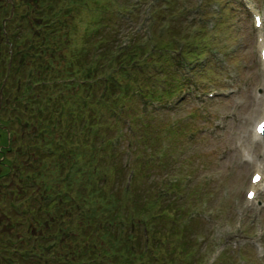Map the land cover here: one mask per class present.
Wrapping results in <instances>:
<instances>
[{
    "label": "rangeland",
    "instance_id": "374dc122",
    "mask_svg": "<svg viewBox=\"0 0 264 264\" xmlns=\"http://www.w3.org/2000/svg\"><path fill=\"white\" fill-rule=\"evenodd\" d=\"M11 2L0 0V117L3 120L8 115L3 105L10 107L26 93L24 76L32 69L25 57L24 68L11 83L7 85L8 81L4 80L7 76L3 56L8 54V49L11 54L15 50L5 22L13 17L11 29L15 27L14 33L18 32L19 36L28 32L27 27L35 25L26 18L19 20L20 12L32 10L29 0L15 1L19 6L15 16L16 5L12 6ZM106 4L105 27L93 36L94 44L93 41L85 42L88 49L90 46L89 58L97 60L101 56L97 55L100 49L108 52L100 59L103 62L98 78L106 76L105 70L110 74L113 66H117L115 56H121L129 84L138 94L129 96V101L120 107L110 103L100 108L98 106H105L106 102L100 101L99 94L95 96L96 81L86 79L95 125L89 126L87 133L80 125L73 126L72 131L84 132L89 147L95 139L96 148L82 159L85 163L89 159L91 163L83 166L85 172L80 175V184L67 189L63 182L69 180H62L60 170L51 168V171L43 170L48 188L38 190L35 188L37 180H31V189L23 190L20 185L14 190V198L16 191L21 194L17 202L14 199L8 203L11 191L1 187L6 200L5 207L0 202V219H3L0 236H5L4 231L18 228L15 226L17 220L33 221L36 216L42 226L31 225L32 238H23L29 242V247L24 249L29 250L34 240H48L54 235L55 226L61 224L62 231L57 237L60 247L52 250L53 259H48L43 252L49 251L48 242L44 243L46 250L33 253L36 260L23 259L28 260L27 264H53L59 256L65 258L66 264H76L74 261L79 255L73 256L70 251L78 247L69 234L73 230L76 232L88 215H93L95 222L99 220L97 225L108 219L114 226L110 225L112 236L106 240L93 230L85 237L86 242L97 240V250L101 254L110 245L107 240L112 244L114 234L117 242L128 232L141 233L145 240L152 230L147 222L159 217L169 229L172 223L176 234L172 233L170 242L159 245V255L153 258L157 264H167L163 262L169 254L175 260L171 264H264V179L257 188V200L245 199L250 187L249 177L255 171L254 164L264 168V138L258 142L253 132L256 121L264 116V64L259 59L250 12L254 10L264 19V0H249V11L241 0H106ZM98 15V12L86 11L84 23L89 24L91 18ZM29 19L32 23L37 21L34 16ZM262 33L264 35V26ZM81 40L83 38L73 40L71 45L65 46V51L74 55L82 48ZM136 45L140 49H134ZM181 46L179 57L186 63L201 58L196 62L194 74L187 77L183 75L186 76L193 65L182 66V75L167 58L172 54L170 51H177ZM150 47L152 52L148 57ZM130 60H133L131 64ZM36 61L34 65H38ZM65 67L66 61L57 65L59 70ZM49 80L55 81L52 76ZM166 89L169 93L165 95ZM85 93L78 91L77 101H87ZM29 94V106H40L38 92L30 91ZM209 94L214 96L209 97ZM18 113L22 119L28 118L22 106ZM32 121L29 119V127ZM28 130L33 136L32 128ZM94 132L98 133V138L93 136ZM2 139L5 144L7 137ZM64 157L62 176L69 179L81 159L68 158L66 152ZM45 161L42 158L41 162ZM261 172L264 176L262 169ZM54 173L56 179L52 181ZM127 184L131 189L125 192ZM24 185L26 183L22 187ZM133 189L139 201L131 198ZM55 190L70 194V201L64 203L58 197L55 202L46 203L41 194ZM48 203L57 204L54 213L46 211ZM144 205L151 219L148 220L147 214L130 219L131 213L144 211L138 209ZM166 210L173 213L169 216ZM171 219L177 221L171 222ZM165 229L169 230L167 226ZM183 231H188L185 237L191 246L189 259L181 261L184 256L178 252L185 251L184 246L178 249L175 245ZM164 238L166 235L161 239ZM101 254L100 261L109 262Z\"/></svg>",
    "mask_w": 264,
    "mask_h": 264
},
{
    "label": "trees",
    "instance_id": "16d2710c",
    "mask_svg": "<svg viewBox=\"0 0 264 264\" xmlns=\"http://www.w3.org/2000/svg\"><path fill=\"white\" fill-rule=\"evenodd\" d=\"M15 1L16 0H12L14 6L17 2L23 0ZM25 1L26 0H24V2ZM29 1V5L33 4L32 10H26L23 13L20 12L19 20L26 18L30 24H35L33 28L27 27L28 32L19 36L18 32L14 33L15 27L11 29L14 20L13 17L5 22L6 30L10 33V44L12 49L13 47L15 49L12 54L11 49H8V54H4L3 56V59L6 62L4 64V71L6 72L5 76L7 77L4 76V79L8 81L7 85L10 84L13 77L24 68L23 60L25 57L29 60L28 65H32V69H29V72L24 76V84L26 86L25 88H27L26 93L21 97L19 96L10 107L6 108L3 105V111L8 115L4 120L0 117V138H3L4 136L7 137L5 144L3 139L0 140V202L4 207L6 197L4 194L5 191L1 193L3 188L11 191L7 199L8 203L14 202V199H16V202L19 200L21 194L16 191L14 198V190L18 189L20 185V188L23 190L26 188L31 189V180H37L35 188L38 190H42L43 187L44 189L48 188L49 184L46 180V172L43 173V170L45 169L51 171V168H56L57 170H60L61 179L69 180L68 182H63L67 189H71L72 185L75 186L80 184L78 183L80 175L85 172L83 166L90 165L91 163V160L89 159H87L86 163L83 162L82 159L85 157L84 155L88 154V151L96 148L95 139L93 141L94 145L92 144L91 147H89L90 143L85 141L86 135L84 132L75 133L72 131L73 126L76 125L78 127V125H80V127L87 133L89 126L95 125L92 98L90 93H87L86 90L89 88V84L86 82L87 78H94L96 81L95 86L98 90L96 91L95 96L99 94L100 101L106 102L105 106L99 105L98 107L100 108L106 107L110 103H114L120 107L123 102L126 100L129 101V96L134 97L138 94V90L131 88L129 84L130 80L126 75V69L124 68L125 64L121 60V56H115L114 59L117 62V66H113V71L110 74L105 70L106 76H99L98 78V73L102 70L101 63L103 62L100 59L108 52L100 49L97 51V55L101 54V56H98L97 60L92 61L89 58L91 56L90 46L88 45V49L85 45L87 43L85 42L89 41L90 43L93 41L94 44L95 40L92 39L93 36L98 35V32L105 27L104 14L108 7L106 0ZM18 9L19 6L16 5L13 13L14 16L17 14ZM86 11H95L99 14L98 17H92L87 25L84 23ZM1 14H3V11ZM7 15V17H9V13ZM33 16L37 19V21H34L35 23H32L30 21L31 19H29V17ZM20 32H22V30H20ZM80 38H83V41L81 40L80 42L83 44L82 48L79 49L78 52H74V55L68 54L65 51V46L71 45L73 40ZM76 42L79 43L78 41ZM26 44L28 47H25ZM18 48L19 50H17ZM134 49H140V47L136 45ZM105 52L106 54L102 56ZM147 52H149L147 55L149 57L152 52L151 47ZM34 61L38 62V65H34ZM65 61L66 67L64 70H59V68H57L58 63ZM132 61L133 60H130L129 64H131ZM194 61L195 60H192V62ZM176 67L179 68L177 64ZM10 72H12L13 76H10L9 78ZM51 76L55 81L49 80ZM38 79L41 80L38 81ZM132 81L134 82V80ZM181 82L183 81L181 80ZM3 84L4 81L2 82V85ZM16 84L18 87L19 82ZM27 84H29V86ZM30 91L38 92L40 106H29L28 101L30 100ZM78 91H85L86 93L84 95L88 97V100L82 102L77 101ZM168 93L169 91L166 89L164 94L166 95ZM115 94L117 96H115ZM110 99H112L111 102H109ZM21 106L23 111L27 112L28 118L22 119L19 117L18 112ZM127 109L128 107L126 110ZM29 119L33 120L31 127L28 126ZM84 122H88V124L86 125ZM29 128H32L31 133H33V136L29 133ZM30 136L31 138H29ZM93 136H95V138L99 137L97 132H94ZM23 139L27 140V142L23 143ZM84 143L88 148H85L86 146ZM19 147L23 148L19 149ZM65 152L67 153L68 158L81 159L79 167L70 174L69 179H65L62 176V170L65 167ZM42 158L46 159V161L41 162ZM135 175L136 172L133 176L135 177ZM55 179L56 174L54 173L51 180L54 181ZM25 183L26 185L22 187ZM1 187L3 188L1 189ZM130 189L129 185L125 186V192H128ZM99 194H102L101 190L99 191ZM78 195L79 194H77V196ZM41 196L45 198V202L50 200L55 202V199L60 197L58 199L59 201L63 199L62 201L67 203L71 199V195L68 193L65 194L64 190L45 192L41 194ZM138 197L135 189H133L131 198H134V202H136L139 201ZM56 205H50L48 203L46 211L49 214L51 212L54 213V207ZM166 205L167 203L164 206ZM138 209L144 211H138L134 214L131 213L130 219H132L133 216L143 217L144 214L148 215V220L151 219L149 211L146 212L145 210V205ZM166 212L168 215L173 213L172 210H166ZM60 213L62 212L60 211ZM177 215L179 216L178 212L176 216ZM2 221L3 219H0V223ZM17 221L18 224L15 226L18 228L4 231L3 234L5 236H0V264H27L28 260L23 259V257H28L30 260H36V255L34 256L33 253L38 254L39 252L46 250V245H44L45 242H48L47 248H49V251L43 252L47 253L46 257L48 259H53L55 256L53 257L54 253L52 250L60 247L57 237L62 231L61 224L55 226L53 230L54 235L51 238L48 240H44L43 238L34 240V243H32L29 250H25L27 249V246L29 247V242L25 241L23 238L26 236H29L27 239L30 237L32 238V236H30L31 225H33V227H41L42 225L39 224L36 216L33 221H30L29 219ZM97 221L95 222L93 215H88L83 221L84 224L79 225L76 232L73 230L71 231V234H69L72 236V240L75 241L76 247H78L75 251H70L73 253V256L79 255L74 261L76 264H135L137 262H139V264H145V262L146 264H148V262L149 264H157L153 260V258L157 259L159 255L157 251H160L162 244L170 242L169 237H171V235L176 234L175 226H172L171 222L177 220H170L171 222L169 223H171V227L169 229V225H165L163 219L154 217V219L147 222L149 228L152 230L149 235L146 236L145 240L141 233H139V235L134 234L133 232H128L120 239L121 241L117 242V236L114 234L113 241L115 245L113 244V241L111 244V240H107L110 245L102 250L101 254V252L97 250V240L86 242L85 237H87V233H89L90 230H93L92 232L95 231V233L101 234L102 239L106 240L107 237L112 236L110 229L113 225L111 220L108 219L104 220V223H98V225ZM132 222L131 225L134 227V223ZM2 224L5 225L6 223L4 222ZM124 226L125 222L122 228V233L125 228ZM164 226H167V229L169 230H164ZM143 227V231H145L146 225ZM24 232L27 234L24 235ZM187 232L188 231H183L181 232L183 234L179 233L181 234L180 240L176 245L174 243L178 249L180 246H184L185 251L182 250L179 253L177 250L178 255L184 256L181 261H183V259H189L190 257L188 251L191 243H189L188 238L185 237ZM165 235L166 238L161 239ZM163 248L166 249V246ZM100 254L104 258L107 257L109 262H101L99 259ZM169 255V257H164V259H166L163 263H172L173 256L171 254ZM57 257V261L53 264H66L65 258Z\"/></svg>",
    "mask_w": 264,
    "mask_h": 264
},
{
    "label": "snow or ice",
    "instance_id": "6c2138e0",
    "mask_svg": "<svg viewBox=\"0 0 264 264\" xmlns=\"http://www.w3.org/2000/svg\"><path fill=\"white\" fill-rule=\"evenodd\" d=\"M258 24H259V20H257V25ZM258 131L264 132V125H261V127L258 129ZM259 180H260V176L257 175V176L254 177L253 182L255 183V182L259 181Z\"/></svg>",
    "mask_w": 264,
    "mask_h": 264
},
{
    "label": "bare ground",
    "instance_id": "6f19581e",
    "mask_svg": "<svg viewBox=\"0 0 264 264\" xmlns=\"http://www.w3.org/2000/svg\"><path fill=\"white\" fill-rule=\"evenodd\" d=\"M259 42V41H258ZM259 46H262V45H260V42H259ZM262 138H264V136L262 135ZM260 139H261V137H260ZM255 165V164H254ZM254 167V169H261V167L259 166V165H256V166H253ZM264 169V168H263ZM259 171V170H258ZM262 175V174H261ZM263 180V176L261 177V180H259L260 182Z\"/></svg>",
    "mask_w": 264,
    "mask_h": 264
}]
</instances>
